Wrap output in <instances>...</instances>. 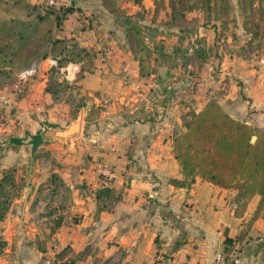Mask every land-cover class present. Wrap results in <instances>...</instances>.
Returning a JSON list of instances; mask_svg holds the SVG:
<instances>
[{
  "label": "crops",
  "instance_id": "0c3cea01",
  "mask_svg": "<svg viewBox=\"0 0 264 264\" xmlns=\"http://www.w3.org/2000/svg\"><path fill=\"white\" fill-rule=\"evenodd\" d=\"M71 5L74 10L62 19L55 35L74 38L95 51L92 70L69 81L95 95L92 103L102 108L97 119L82 118L81 133L86 126V136L39 145L51 150L60 164L50 176L57 173L69 188L70 207L55 234L62 247L70 246L73 258L84 255L76 264H214L218 251L229 258L239 256L240 264H264L260 194L245 202L238 188L200 176L190 187L171 181L183 178L174 136L184 130V117L201 111L209 101L264 129V44L259 48L253 43L249 49L246 34L234 41L222 37L220 43L215 27L200 26L204 30L197 43L177 53L183 44L181 33H165L160 18L168 8L156 6L154 0H132L117 5V10L133 15L140 7L151 14V24L143 31L151 54H136L125 20L101 0H71ZM237 25L240 33L244 26ZM46 65L42 63L22 91L16 82L0 88V179L10 168L22 177L37 170L24 166L34 157L32 137L44 124L65 126L54 113L68 112L70 105L55 101L46 90ZM103 165L113 171V178L100 173ZM106 187L114 193L99 198ZM29 205L30 196H16L6 216L21 222L20 214L11 211ZM73 217L75 223L69 221ZM90 243L96 256L83 253Z\"/></svg>",
  "mask_w": 264,
  "mask_h": 264
},
{
  "label": "trees",
  "instance_id": "16d2710c",
  "mask_svg": "<svg viewBox=\"0 0 264 264\" xmlns=\"http://www.w3.org/2000/svg\"><path fill=\"white\" fill-rule=\"evenodd\" d=\"M101 1L111 13L120 18L125 17V33L131 42L132 50L136 54L150 55L151 49L146 46L143 33L144 26L139 24L136 19L134 20L133 16L128 17L127 14L121 16L123 14L120 15L117 10L116 0ZM170 1L172 10L169 15L174 18L176 7L173 3L174 0ZM211 1L203 0L207 5ZM258 1L261 2V0ZM154 2L156 6H159L157 0ZM248 2L251 13L256 12V10L254 11V0H248ZM2 3L3 1L0 0V6ZM13 3L21 16L14 15V17L10 16L9 19L0 20V75L8 77L9 74H14L17 78L18 72L38 63L33 59L37 57L46 59L51 54L58 58L59 67L70 62L79 64L80 75L77 79L82 77L85 72L92 70L96 56L93 49L80 46L74 38L56 37L55 29L61 24L58 20L59 16H56L55 21H53L49 15L41 12L37 4H31L27 0H13ZM242 9L247 13V5ZM5 10L11 12V8L7 7ZM73 10L72 5L67 7L64 11V17ZM243 24L244 29L253 35L248 41L251 43L256 35L247 26V22H243ZM69 39L73 41L70 47ZM182 45L179 46L177 53L188 50ZM65 52L67 55L60 58ZM52 72L60 73L56 67H52ZM63 79L50 76L47 84L46 90L52 94L55 101L63 100L59 98L57 86H61L64 82L69 85V80ZM12 83L8 82L0 88ZM85 104V99L81 98V102L73 109L74 117ZM183 126L184 130L177 132L173 140L175 157L180 162L183 174L182 179L171 180L175 185L190 187L195 182L196 177L200 176L220 186L238 188L240 197L244 198L245 202L253 194L258 193L264 203V129H259L234 118L215 100L209 101L201 111L187 114L184 117ZM254 136L256 139L253 142L252 137ZM30 143L33 146V152L36 151L42 144L39 133L32 137ZM14 174L15 168L7 169L3 171L0 179V221L4 219L8 208L6 201L2 200V196H4L6 185L15 182ZM49 181L51 183L59 182L60 185L66 186L57 173H52ZM58 186H54L53 189H57ZM113 193L112 189L106 187L98 197L103 196L107 199ZM2 241L6 243L4 240ZM70 249V246L62 248L56 254L57 260L63 259ZM225 254L228 256L227 253ZM83 257L84 255L80 254L76 260H82Z\"/></svg>",
  "mask_w": 264,
  "mask_h": 264
},
{
  "label": "rangeland",
  "instance_id": "374dc122",
  "mask_svg": "<svg viewBox=\"0 0 264 264\" xmlns=\"http://www.w3.org/2000/svg\"><path fill=\"white\" fill-rule=\"evenodd\" d=\"M2 1L3 3L0 6V20L9 19L10 16L14 17V15L21 16V13H19V11H17L18 9L14 6L15 4L13 3V0ZM116 1L118 6H124L132 0ZM133 1L135 3L140 2V0ZM173 3L176 7L174 18L169 15V12L172 10L171 1L157 0V4L160 8H168L167 14L164 12L161 14L160 18L163 20L162 25L164 29H167L165 32L167 34L168 32H171L172 29L180 31V38L183 41V45L187 48L190 44L197 43L196 40L198 39L196 38H199L197 35H199L201 30H204V28L212 29V27H215L216 38L219 39L220 43L222 37L234 41L239 38L241 34H246L247 36L244 37V40L246 39L249 41L253 35L250 31L247 32L244 28H241V30L243 29L244 31L240 30L239 33L238 22L240 24L247 22V26L250 27L252 33L256 35L255 39L251 40V43H247L249 49H251L253 43H255L256 46H259V48L264 44V0H261V2L254 0V11L256 10L254 13H251L249 9L248 0H212L209 5L204 3L203 0H174ZM36 4L41 9L42 13L49 15L51 20L55 21L54 18L59 16L58 20L60 23L62 22L64 11L67 7H62L60 9L50 7L47 5V0H43ZM246 5L247 13L242 9ZM7 7L11 8V12L5 10ZM118 10L120 15L123 14L121 16H125V13H123L125 11H122V9L119 8ZM131 16H133V19H136V21L142 26L148 27L146 24H151V14L147 12L146 9L139 7L133 15H128V17ZM122 20L124 21L125 17H123ZM149 26L151 27L152 25ZM200 26H204V28L201 29ZM180 38L179 40H181ZM225 43L228 44L229 41H225ZM68 44L69 47L73 44L72 39H69ZM234 44L237 45V42ZM65 55H67V52L62 54L60 58H64ZM49 56L58 60V58L52 54ZM44 60L45 59L42 57L33 59V61H37L41 64ZM46 68H48L47 71L49 77L53 76V78H59L62 76L60 73L52 72V67L48 64L46 65ZM79 75L80 72L76 74V77ZM16 81L17 78L14 74H9L8 77L0 75V86H3L8 82L14 83ZM68 82L69 85L64 82L61 86H57V90H59V98L66 100L71 106L68 112L59 109L54 113V116L55 114L58 115V122L66 125L78 116L83 118V121L86 118L87 122L97 119V116H99L98 112H100L102 107L97 108L96 103H92L95 95H88L85 90L81 89V87L74 83V81ZM81 98L85 99L86 104L79 109L77 116L74 117L73 109L81 102ZM87 133V127L85 126L81 135L86 136ZM33 156L32 161L24 166L37 168V170L22 177V175L18 174L17 169H15V182L6 185L3 193L4 196H2V200L6 201L8 205L5 216L10 212L16 196H23V198L26 195L30 196V205L26 210L17 207L11 211V215L20 214L19 219L21 222H13L15 217L8 218L6 216L7 219H4L1 223L0 264H46L47 259H51L52 264H76L78 259L76 260V256L73 258V255H71V252H73L72 248L67 252L63 259L57 260L56 258V254L64 247H62L63 243L60 242L55 234L57 233L59 226L65 222L63 221L65 211L70 207L68 203L70 196L69 188L60 185L59 182L51 183L49 181V172H51L52 169H57L60 164L57 159L53 157L51 150L47 149L45 145L39 146L36 151L33 152ZM54 186H58V188L54 190ZM109 204H111L110 201ZM69 221L74 222L76 221V218L73 217ZM4 224H6L7 227H3ZM5 229H9L8 232L2 233ZM2 240L6 243H3ZM94 248L95 245H93V243L86 244L83 253L85 255L93 253V255L96 256L97 251L95 252Z\"/></svg>",
  "mask_w": 264,
  "mask_h": 264
},
{
  "label": "built area",
  "instance_id": "2783aa9c",
  "mask_svg": "<svg viewBox=\"0 0 264 264\" xmlns=\"http://www.w3.org/2000/svg\"><path fill=\"white\" fill-rule=\"evenodd\" d=\"M47 5L54 8H62V7H69L71 5V0H47ZM44 62L50 67H56L62 77L67 80H72L76 77V74L79 72V64L70 62L65 66L59 67L58 60L54 57H47ZM41 63H34L29 68H26L17 73V81L16 86L17 88L22 91L23 87L29 82L33 77H35L39 71L41 70ZM100 173L108 178H113L114 173L113 171L107 166L103 165L100 169ZM241 259L239 256L234 255L230 258L223 252L218 251L214 256V264H240ZM46 264H52L51 259L46 260Z\"/></svg>",
  "mask_w": 264,
  "mask_h": 264
},
{
  "label": "water",
  "instance_id": "95a60500",
  "mask_svg": "<svg viewBox=\"0 0 264 264\" xmlns=\"http://www.w3.org/2000/svg\"><path fill=\"white\" fill-rule=\"evenodd\" d=\"M81 126L82 118L78 116L63 127L44 124L39 135L42 141L57 140L61 142H71L80 137ZM254 140L255 137L252 138V141Z\"/></svg>",
  "mask_w": 264,
  "mask_h": 264
}]
</instances>
